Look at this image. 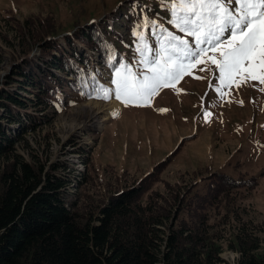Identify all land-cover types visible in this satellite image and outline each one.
I'll return each mask as SVG.
<instances>
[{
	"label": "trees",
	"instance_id": "1",
	"mask_svg": "<svg viewBox=\"0 0 264 264\" xmlns=\"http://www.w3.org/2000/svg\"><path fill=\"white\" fill-rule=\"evenodd\" d=\"M108 11L109 5L101 9ZM152 14L167 23L158 0H129L103 23L77 22L72 35H64L54 15L0 14V40L8 48L6 55L0 46V70L3 57L11 65L0 80V264H221L225 247L240 253L237 264H264V226L232 207L233 190L249 181L213 175L206 191L198 183H166L161 193L151 191L159 177L154 170L108 196L88 193L85 179L74 194L68 174L20 153L30 149L28 133L83 100H102L94 98L96 84L105 82L101 70L113 73L130 62L133 36L126 32ZM109 46L118 61L111 67ZM222 204L223 217L212 222Z\"/></svg>",
	"mask_w": 264,
	"mask_h": 264
},
{
	"label": "rangeland",
	"instance_id": "2",
	"mask_svg": "<svg viewBox=\"0 0 264 264\" xmlns=\"http://www.w3.org/2000/svg\"><path fill=\"white\" fill-rule=\"evenodd\" d=\"M128 1L0 0V14L12 10L20 20L54 15L64 35H72L77 22L90 26L97 19V23H103L112 15L122 14ZM107 5L109 11L101 12ZM113 23L125 28L122 20ZM165 26L175 31L171 25ZM129 35L131 30L126 32V37ZM136 43L133 37V54L125 50L130 54L128 64L134 71L139 70ZM150 43L158 47L154 39ZM78 45L79 50L85 51ZM0 46L8 55L1 40ZM85 55L90 59L89 53ZM8 66L10 60L3 57L0 80L7 75ZM201 67L204 65L194 68L192 75L184 76L175 89L161 90L150 106L125 107L115 99L83 100L58 115L52 125L28 133L30 149L20 148V153L27 159L33 153L47 161L48 169L56 166L60 174H68L73 180L69 192L74 194L81 193L79 183L85 179L89 182L84 186L88 193L108 196L132 186L154 170L159 177L151 191L161 193H166V183L179 186L198 183L196 189L206 191L213 175L249 181L233 190L232 207L238 208L246 221L262 227L264 91L259 90L257 81H250L239 88L225 89L221 99L210 86L217 84L213 73L202 72ZM101 71L105 79L101 85L114 87L110 81L115 78V71ZM116 104L121 107L114 112ZM205 111L211 112L207 119ZM225 210L224 204L215 207L212 222L220 221ZM220 257L221 264H237L240 253L225 247Z\"/></svg>",
	"mask_w": 264,
	"mask_h": 264
},
{
	"label": "snow or ice",
	"instance_id": "3",
	"mask_svg": "<svg viewBox=\"0 0 264 264\" xmlns=\"http://www.w3.org/2000/svg\"><path fill=\"white\" fill-rule=\"evenodd\" d=\"M158 2L168 12L167 24L175 31L143 16L132 30L139 70L120 63L110 81L114 87L97 83L94 98L115 99L125 107L150 106L161 90L175 89L199 65H204L200 71L213 73L217 84L210 86L221 99L225 89L250 81H257L259 90L264 91V0ZM108 52L111 67L118 61L115 49L109 46ZM210 116L211 112L205 111V119Z\"/></svg>",
	"mask_w": 264,
	"mask_h": 264
},
{
	"label": "bare ground",
	"instance_id": "4",
	"mask_svg": "<svg viewBox=\"0 0 264 264\" xmlns=\"http://www.w3.org/2000/svg\"><path fill=\"white\" fill-rule=\"evenodd\" d=\"M115 107H117V108L114 109V112H115L119 107H121V105H120V104H116Z\"/></svg>",
	"mask_w": 264,
	"mask_h": 264
}]
</instances>
